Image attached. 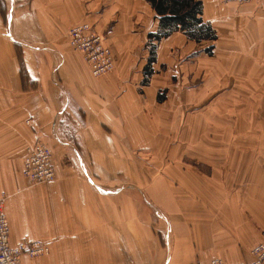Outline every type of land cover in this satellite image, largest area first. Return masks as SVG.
Listing matches in <instances>:
<instances>
[{
  "label": "crops",
  "instance_id": "1",
  "mask_svg": "<svg viewBox=\"0 0 264 264\" xmlns=\"http://www.w3.org/2000/svg\"><path fill=\"white\" fill-rule=\"evenodd\" d=\"M199 1L219 48L231 47L238 61L246 52L264 58V0ZM81 24L91 25L112 50L115 68L103 78H93L82 55L70 46L68 31ZM157 31L158 21L145 0H0V192L8 196L11 243L39 239L50 247L46 258L24 257V264H128L134 203L117 166L154 147L160 68H177L178 48L183 52L195 43L175 33L156 44L154 74L140 86L150 56L148 36ZM130 70H137L136 75ZM252 76L256 85L258 77ZM139 90L149 91L151 101ZM38 140L53 150L56 178L32 188L21 178L22 161L13 175L2 160L24 161ZM21 186L24 192L16 197ZM235 207L217 208L215 233L213 226L203 225L205 251L196 259L248 261L249 245L233 254L223 248L230 227L223 225L224 213L231 222L241 219L235 210L240 206ZM131 222V228L145 230L138 218ZM136 235L143 248V234Z\"/></svg>",
  "mask_w": 264,
  "mask_h": 264
},
{
  "label": "rangeland",
  "instance_id": "2",
  "mask_svg": "<svg viewBox=\"0 0 264 264\" xmlns=\"http://www.w3.org/2000/svg\"><path fill=\"white\" fill-rule=\"evenodd\" d=\"M187 47L183 52L178 48L177 68L169 69L167 64L160 68L162 81L154 102L155 107L159 104L160 124L154 147L139 152L137 160L117 166L134 203L128 264H209V260L195 257L205 251L203 225L213 226L215 233L220 216L217 208L221 207L227 211L240 206L235 210L241 215L238 223L229 221L224 213L223 225L232 230L226 229L224 252H241L249 245L248 257H244L249 260L250 249L264 243V58L246 52L238 61L231 47L221 49L216 41ZM238 63L241 68H234ZM136 71L130 70L133 76ZM142 74L145 80V69ZM253 74L258 77L256 85L250 77ZM139 92L151 101L149 91ZM2 161L13 175L24 162ZM20 175L32 188L53 183L33 185L22 171ZM118 186L121 184L113 187ZM21 187L16 197L24 192ZM176 211L177 223L173 221ZM207 216L212 220L205 222ZM136 218L144 223V231L131 228ZM136 233L144 236L143 248ZM48 255L25 258L40 261ZM184 256L191 258H180Z\"/></svg>",
  "mask_w": 264,
  "mask_h": 264
},
{
  "label": "built area",
  "instance_id": "3",
  "mask_svg": "<svg viewBox=\"0 0 264 264\" xmlns=\"http://www.w3.org/2000/svg\"><path fill=\"white\" fill-rule=\"evenodd\" d=\"M71 48L82 55L92 77H104L115 68L114 57L101 34L91 25L81 24L68 32ZM22 175L33 185L55 181L54 153L42 141H37L27 149L23 162ZM8 196L0 193V264H24V257L37 258L50 252L47 244L39 240L22 241L13 245L10 240L11 228L6 214L5 202ZM209 264H264V243L257 244L250 251V260L229 263L221 258Z\"/></svg>",
  "mask_w": 264,
  "mask_h": 264
},
{
  "label": "trees",
  "instance_id": "4",
  "mask_svg": "<svg viewBox=\"0 0 264 264\" xmlns=\"http://www.w3.org/2000/svg\"><path fill=\"white\" fill-rule=\"evenodd\" d=\"M158 21V31L149 34L150 56L145 68L144 85L153 75V64L157 61L156 44L175 33L184 34L190 41L200 44L217 41V33L203 19L204 5L199 0H145ZM212 47L206 51L211 53Z\"/></svg>",
  "mask_w": 264,
  "mask_h": 264
}]
</instances>
